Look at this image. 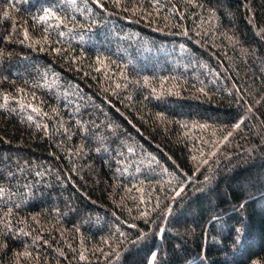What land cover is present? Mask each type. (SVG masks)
I'll return each instance as SVG.
<instances>
[{"label":"trees","instance_id":"obj_1","mask_svg":"<svg viewBox=\"0 0 264 264\" xmlns=\"http://www.w3.org/2000/svg\"><path fill=\"white\" fill-rule=\"evenodd\" d=\"M0 264H264V0H0Z\"/></svg>","mask_w":264,"mask_h":264},{"label":"snow or ice","instance_id":"obj_2","mask_svg":"<svg viewBox=\"0 0 264 264\" xmlns=\"http://www.w3.org/2000/svg\"><path fill=\"white\" fill-rule=\"evenodd\" d=\"M236 127H239V124H237Z\"/></svg>","mask_w":264,"mask_h":264}]
</instances>
